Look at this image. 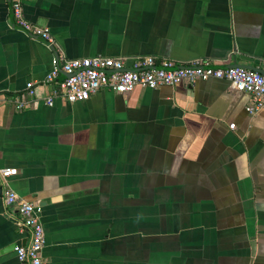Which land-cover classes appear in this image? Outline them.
I'll list each match as a JSON object with an SVG mask.
<instances>
[{
	"label": "crops",
	"instance_id": "0c3cea01",
	"mask_svg": "<svg viewBox=\"0 0 264 264\" xmlns=\"http://www.w3.org/2000/svg\"><path fill=\"white\" fill-rule=\"evenodd\" d=\"M11 7L0 0V168L36 206L48 264H264V106L249 113L224 79L76 102L53 95L61 73L44 81L55 59L97 55L257 69L264 0H24L52 42ZM17 216L0 193V264H20Z\"/></svg>",
	"mask_w": 264,
	"mask_h": 264
},
{
	"label": "built area",
	"instance_id": "2783aa9c",
	"mask_svg": "<svg viewBox=\"0 0 264 264\" xmlns=\"http://www.w3.org/2000/svg\"><path fill=\"white\" fill-rule=\"evenodd\" d=\"M24 0H12V12L17 24L31 36H41L52 42L49 29L30 22L23 9ZM61 73L62 79L58 88L53 91L67 102L87 100L100 88H109L118 93H127L137 87L156 89L165 85L178 83H194L198 80L224 79L230 87L250 96L246 110L254 114L264 106V62L257 69H249L239 65L221 66L207 60L196 59L184 65L171 61L156 63L154 57L135 58L127 65L123 57L91 56L77 57L59 63L53 61L46 83L55 81ZM34 82H28L27 89L33 93ZM53 103V96L47 98ZM18 109L25 103L16 100ZM233 127V124H232ZM14 168H0L3 188L1 198L5 206H14L17 210V226L19 231L27 234V240L15 246L20 264H48L42 255L45 245V231L40 218L36 214V206L19 196L7 184V177L16 174Z\"/></svg>",
	"mask_w": 264,
	"mask_h": 264
},
{
	"label": "water",
	"instance_id": "95a60500",
	"mask_svg": "<svg viewBox=\"0 0 264 264\" xmlns=\"http://www.w3.org/2000/svg\"><path fill=\"white\" fill-rule=\"evenodd\" d=\"M0 193H1V187H0Z\"/></svg>",
	"mask_w": 264,
	"mask_h": 264
}]
</instances>
